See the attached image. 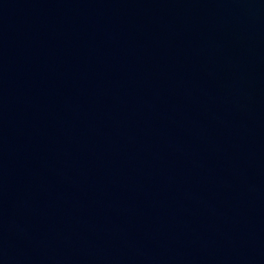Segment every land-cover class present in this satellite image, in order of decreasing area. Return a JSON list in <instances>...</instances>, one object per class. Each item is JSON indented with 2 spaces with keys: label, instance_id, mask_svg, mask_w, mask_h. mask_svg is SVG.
Returning <instances> with one entry per match:
<instances>
[{
  "label": "water",
  "instance_id": "obj_1",
  "mask_svg": "<svg viewBox=\"0 0 264 264\" xmlns=\"http://www.w3.org/2000/svg\"><path fill=\"white\" fill-rule=\"evenodd\" d=\"M0 264H264V0H0Z\"/></svg>",
  "mask_w": 264,
  "mask_h": 264
}]
</instances>
